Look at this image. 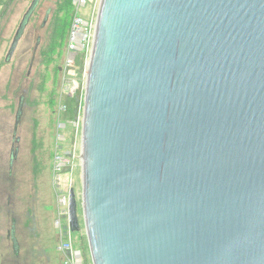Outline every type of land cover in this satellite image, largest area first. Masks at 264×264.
I'll return each instance as SVG.
<instances>
[{
  "label": "water",
  "instance_id": "95a60500",
  "mask_svg": "<svg viewBox=\"0 0 264 264\" xmlns=\"http://www.w3.org/2000/svg\"><path fill=\"white\" fill-rule=\"evenodd\" d=\"M83 197L94 264H264V0L101 1Z\"/></svg>",
  "mask_w": 264,
  "mask_h": 264
},
{
  "label": "rangeland",
  "instance_id": "374dc122",
  "mask_svg": "<svg viewBox=\"0 0 264 264\" xmlns=\"http://www.w3.org/2000/svg\"><path fill=\"white\" fill-rule=\"evenodd\" d=\"M33 1L0 0V264H65L67 255L60 249L65 241L82 253L83 264H94L83 197V127L91 55L87 50L68 61V36L76 12L72 0H39L7 60ZM92 4L94 0H89L82 12L87 14ZM73 83L77 91L71 96ZM22 96L23 114L15 134ZM72 189L77 229L71 228L60 206ZM13 225L18 252L11 236Z\"/></svg>",
  "mask_w": 264,
  "mask_h": 264
},
{
  "label": "built area",
  "instance_id": "2783aa9c",
  "mask_svg": "<svg viewBox=\"0 0 264 264\" xmlns=\"http://www.w3.org/2000/svg\"><path fill=\"white\" fill-rule=\"evenodd\" d=\"M88 1L89 0H72V6L76 12L74 14L70 33L68 36L67 50L68 55L70 56V58L68 59L70 63L74 61V56L76 57L79 53L87 50L92 57L98 22L97 12L99 13L98 10L100 9V7L98 9V6L102 0H94V5L97 6L96 10L93 9L94 5L92 4V8L88 11L87 14H84L82 12V9L87 7ZM93 14L95 17L94 19L92 18ZM71 86L72 87H70L69 94L71 96H74L77 91V83H73ZM60 206L62 207L64 214L67 213L68 219H70V197H63L60 202ZM66 206H68V210H66ZM57 225H61V220L58 219ZM60 249L67 255L65 264H83L82 253L78 249L73 248L71 246V243L67 241L63 242L60 246Z\"/></svg>",
  "mask_w": 264,
  "mask_h": 264
},
{
  "label": "flooded vegetation",
  "instance_id": "af4514ba",
  "mask_svg": "<svg viewBox=\"0 0 264 264\" xmlns=\"http://www.w3.org/2000/svg\"><path fill=\"white\" fill-rule=\"evenodd\" d=\"M47 24V23H46Z\"/></svg>",
  "mask_w": 264,
  "mask_h": 264
}]
</instances>
